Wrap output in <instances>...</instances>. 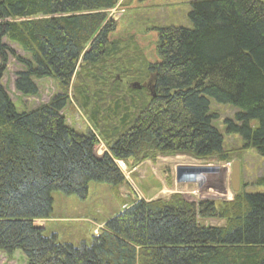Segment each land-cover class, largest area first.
<instances>
[{"label": "trees", "instance_id": "1", "mask_svg": "<svg viewBox=\"0 0 264 264\" xmlns=\"http://www.w3.org/2000/svg\"><path fill=\"white\" fill-rule=\"evenodd\" d=\"M119 2L0 0V251H21L27 264H264V192H238L220 204L181 193L139 199L110 218L91 245L59 242L37 224L50 218L54 192L86 199L92 181L123 184L117 160L137 165L178 153L226 160L211 99L239 110L227 131L264 157V0H192V28H159L161 61L145 65L149 100L132 85L130 99L123 97V80L142 70L112 47L116 23L108 11ZM11 55L25 67L15 81L19 93L37 95L35 79L43 78L57 80L64 93L18 111L2 84ZM76 74L82 105L99 98L93 119L108 145L101 157L99 137L77 131L62 114ZM205 218L226 222L205 226Z\"/></svg>", "mask_w": 264, "mask_h": 264}, {"label": "rangeland", "instance_id": "2", "mask_svg": "<svg viewBox=\"0 0 264 264\" xmlns=\"http://www.w3.org/2000/svg\"><path fill=\"white\" fill-rule=\"evenodd\" d=\"M191 1L120 0L114 8L108 11V17L116 23V30L110 35L112 47L118 46L121 50L123 49V55L128 53L126 55L128 59L135 60V69L142 70L139 78L123 80L124 98L129 100L131 94L134 93V95L144 94L149 100L150 88L147 84L145 65L147 62L161 61L158 52V29L171 25L192 28L193 24L189 18L192 10ZM3 43L9 45L20 56L31 59L28 53L6 37ZM129 60L125 61L126 66L132 69ZM80 62L84 64L83 59ZM80 66L77 73L80 71ZM23 69H25L24 65L14 56H9L2 80L18 111H30L48 104L55 95L64 93L57 80L43 78L35 79L39 86L37 95H22L16 90L15 81L17 73ZM76 77L77 74L68 91L69 103L62 114L67 123L77 131L81 133L92 131L99 137L100 143L96 146L95 153L101 157L108 151V145L100 131V126L98 127L93 119L97 96L92 99L91 106H83L84 99L75 90L80 84ZM134 83H138L139 86H134L135 92L131 93L129 88L131 89ZM93 86L100 88L101 85L97 87L93 84ZM101 87L105 91L104 86ZM123 97L122 95L119 97L121 101ZM238 111L232 105L219 104L211 99L210 113L215 116L214 126L224 136L226 160H221L219 156L199 159L184 153L160 154L155 159L150 158L137 165L117 160L126 177L123 184L113 185L92 181L89 184L86 199L58 191L54 192L51 219L49 221L40 220L37 224L43 227L45 236H51L56 232L59 242L72 243L76 246H80L81 243L91 245L93 236L96 232L100 233L103 227V225L93 224L94 221L99 222V220L112 218L139 199H169L172 194L181 193L188 201L196 203L229 202L238 193L234 192L231 187L232 163L235 160L240 161L241 167L239 192H264V186L258 184L259 179L264 176V157L259 155L254 148L246 146L240 135L227 131L226 121H236ZM201 222L205 226L219 227L224 226L226 221L219 218H205L201 219ZM91 224L95 226L92 227ZM0 264H27V258L21 251H16L12 255L0 251Z\"/></svg>", "mask_w": 264, "mask_h": 264}, {"label": "water", "instance_id": "3", "mask_svg": "<svg viewBox=\"0 0 264 264\" xmlns=\"http://www.w3.org/2000/svg\"><path fill=\"white\" fill-rule=\"evenodd\" d=\"M133 86L136 87L139 86V84L134 83ZM231 187L234 192H239L241 189V167L239 160H235L232 163Z\"/></svg>", "mask_w": 264, "mask_h": 264}, {"label": "crops", "instance_id": "4", "mask_svg": "<svg viewBox=\"0 0 264 264\" xmlns=\"http://www.w3.org/2000/svg\"><path fill=\"white\" fill-rule=\"evenodd\" d=\"M2 80H3V79H2ZM2 84H3V81H2ZM146 200H147V199H146ZM50 219H51V216H50V218L42 219V220H48V221H49ZM109 219H110V218H109ZM109 219H107V220H99V222H97V221L95 222V221H94L93 224L103 225V227H104L105 224H106V222H107ZM91 225H92V224H91ZM93 226H95V225H92V227H93ZM98 227H100V226H98ZM103 227H102V228H103ZM42 229H43V227H42ZM93 230H94V229H93ZM52 234H57V233L54 232V233H52ZM81 244H84V243H81Z\"/></svg>", "mask_w": 264, "mask_h": 264}]
</instances>
